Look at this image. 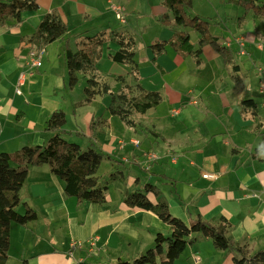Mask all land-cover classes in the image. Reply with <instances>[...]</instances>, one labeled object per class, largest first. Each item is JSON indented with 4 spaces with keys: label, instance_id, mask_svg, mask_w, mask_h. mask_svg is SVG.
Listing matches in <instances>:
<instances>
[{
    "label": "crops",
    "instance_id": "1",
    "mask_svg": "<svg viewBox=\"0 0 264 264\" xmlns=\"http://www.w3.org/2000/svg\"><path fill=\"white\" fill-rule=\"evenodd\" d=\"M37 1L38 9L24 11L20 21L9 20L0 26V151L44 145L53 134L46 129V122L61 109L66 113L65 137L82 148L93 146L107 155L97 173L107 187L106 199L102 203L79 200L66 192L63 180L48 164L32 167L20 190L17 210L24 214L30 207L37 218L25 225L11 223L6 264L132 261L154 245L158 233L168 236L172 232L153 211L125 203L126 192H145L147 184L159 189L170 212L186 224L199 215L212 224L227 221L234 245L245 246L249 255L264 250V106L260 91L264 80V17L235 0H208L212 11L202 14L204 17L196 15L206 19L218 43L229 48L236 73L209 43L202 47L200 63L194 55L182 54L171 46L155 54L152 44L169 40L174 34L172 26L160 21L168 12L165 0H117L127 14L125 23L115 18L108 0ZM233 3L238 8H229ZM50 12L64 19L68 32L39 47L31 37ZM169 16L172 20L171 13ZM102 31L135 40L138 73L132 76L131 64L113 60L120 45L118 37L111 34L97 61L100 81L109 83L111 90L112 81H116L119 91L139 83L144 90H156L162 96L156 107L144 114L134 113L135 127L121 119L126 132L133 130L131 143L140 141L139 145L132 143L128 154H122L126 144L122 147L120 142L124 138L118 139L112 127L116 115L109 111L111 96L98 94L86 101L81 87L69 85L66 48L76 51L85 33ZM190 34L197 49L199 39L194 42ZM34 49L42 50L40 67L30 64L29 53ZM144 70L153 76V83L146 81ZM201 74L205 75L204 83ZM81 75L87 81V76ZM119 76L125 77V83ZM193 78L194 85L193 81L187 84ZM196 87L201 88L199 95ZM190 90L196 103L186 101ZM205 90L219 95L214 108ZM244 99L254 103L243 105ZM165 102L180 105L173 110L174 116L186 109L184 119L171 121L157 111L149 116ZM188 106L198 111L188 110ZM147 151L158 153L159 158L147 161ZM104 161L110 163V175L115 173V178L101 173ZM147 197L157 201L153 192ZM93 236L98 237L97 254L87 250V241ZM196 239L197 247L189 244L172 264H192L194 256L204 264L201 244L208 249L207 260L211 259L207 264H235V251L217 248L212 238L202 233H196ZM73 241L82 242V247L70 256ZM165 260L161 254L157 264Z\"/></svg>",
    "mask_w": 264,
    "mask_h": 264
},
{
    "label": "trees",
    "instance_id": "2",
    "mask_svg": "<svg viewBox=\"0 0 264 264\" xmlns=\"http://www.w3.org/2000/svg\"><path fill=\"white\" fill-rule=\"evenodd\" d=\"M193 2L194 0H165L168 12L160 17V21L172 26L174 34L169 40L153 43L152 50L158 55L171 46L182 54L194 55L197 63H200L202 47L209 43L223 54L226 64L232 67V72H236L237 65L233 62L231 51L225 45L218 43V39L211 34L210 23L200 16L189 15L188 11L193 7ZM235 2L264 17V0H235ZM38 7L37 0H0V26L9 20L20 21L24 11H33ZM169 13L172 14V20ZM185 28H192L200 34L197 49L191 42L190 31ZM67 32L68 25L64 19L59 14L50 12L41 20L31 40L39 47H44L62 38ZM111 34L118 37L120 45L113 60L131 64V75L137 76L138 62L135 58V40L132 37L127 38L120 33L106 31L96 34L85 33L79 39V48L76 51L70 47H67L65 51L69 85L74 87L80 79V74L84 73L87 76L84 88L85 100L90 101L98 94H109L111 96L109 111L128 125L135 127L136 121L131 115L144 114L147 110L156 107L161 103L162 96L156 90H144L139 83L134 86L126 85L124 88L129 89L127 92L124 88L120 91L111 90L109 83L100 81L96 72L97 61L101 57L102 46L110 39ZM118 78L125 83V77ZM233 78L236 80L238 76L233 75ZM131 86L140 92H133ZM248 103L253 104L254 101L252 99L241 101L243 105ZM65 123L66 113L61 109L56 110L46 122V129L53 134L44 145H25L14 152L0 151V264H6L8 258L11 223L25 225L37 218L36 212L30 207L24 214L17 210L21 202L20 190L32 167L48 164L51 170L63 180L66 192L79 200L102 203L106 199L107 187L97 176L106 155L93 146L82 148L79 143L67 139ZM115 175L112 173L110 178H115ZM148 192H153L157 196L156 202L149 200ZM124 201L129 206L153 211L171 226L172 232L168 236L158 233L154 245L132 261L119 259L114 264H157V257L163 254L165 246H167V253L163 264H172L187 246L193 243L195 240L193 235L196 233L212 238L214 245L219 249L235 251V264H264V250L249 255L245 246L234 245L228 235L230 225L227 221L218 225L212 224L199 215L188 225L182 219L175 217L170 212L168 202L156 186L147 184L145 192L140 190L126 192ZM22 264H28V262L24 261Z\"/></svg>",
    "mask_w": 264,
    "mask_h": 264
},
{
    "label": "rangeland",
    "instance_id": "3",
    "mask_svg": "<svg viewBox=\"0 0 264 264\" xmlns=\"http://www.w3.org/2000/svg\"><path fill=\"white\" fill-rule=\"evenodd\" d=\"M208 0H194V6L188 11L189 15L190 16H195V15H200L202 17H204V15L202 14H207L208 12H211L212 11V6L211 4H209V2H207ZM218 1V0H216ZM223 3H225V1H229V0H222ZM110 8V7H109ZM229 8H238L235 3L233 4H229ZM243 11V10H242ZM126 17H127V14H126ZM116 18V16H115ZM118 20V19H117ZM119 21V20H118ZM236 21V20H235ZM120 22V21H119ZM121 23V22H120ZM189 31H191L192 33V40L196 43H198V39L200 38V34L198 32H196L195 30H193L192 28H188ZM140 55V54H139ZM196 67V66H195ZM148 72V70H144L143 71V76H145L146 78V81L149 82V83H153L154 81V78L153 76H149V75H146ZM255 73L257 74V71H255ZM254 74V73H253ZM204 74H201L200 75V78L203 79V83H204V78H205V75L203 76ZM255 75V74H254ZM80 81L81 82H78L77 83V86L76 87H81V90L82 92L84 91L83 89L85 88L86 86V81L83 77V75L80 76ZM193 81V85H194V82H195V79L193 78L192 80H189L187 84H189V82ZM112 86H113V89L116 90V91H119L118 90V86H119V83L117 84L116 81H112ZM202 87L204 88V86L202 85ZM131 90L135 93H139L140 90H137V89H132ZM137 90V91H136ZM201 88L200 87H196L195 91L197 93V95H199V93L201 92L200 91ZM132 92V93H133ZM205 94L207 96V98L210 100L211 102V106L214 108L215 105H217V103L219 102V95L217 93H215L214 91H209V90H205ZM134 93V94H135ZM210 96V97H209ZM180 105L179 104H173V105H169L167 102L161 104L157 110H152L150 111L149 113V116H154L156 114V111L158 113H162L164 112L165 116L167 119H170L171 121H180L182 119H184L185 117V114H186V109H182L181 113L178 114V115H173V110L175 108H179ZM188 110L192 109V110H197V108L195 107H192V106H188L187 108ZM136 114V113H135ZM135 114L131 115V117L134 119L135 118ZM112 127L113 129L116 131L115 132V136L118 137V139L120 138H124V141H125V149L123 150L122 154H128L129 153V149L132 146V143H131V139H132V136H133V130H130L129 129V132H126V126L123 125V122L121 120L120 117L118 116H115L113 121H112ZM124 129V131L121 129ZM174 133V132H173ZM180 135V134H178ZM149 141H147V145H149ZM116 147V146H115ZM123 149V148H122ZM105 154V153H104ZM106 155V154H105ZM107 157V155L105 156ZM101 173H103V175L105 176H108L110 175V170H111V167H110V163L107 162V161H104L102 166H101ZM166 188H170L169 185H167ZM195 240L193 241L194 245L197 247L196 245V234H195ZM207 251L208 249L206 247H204L202 244H201V256H202V259L204 260V264H207L210 260H207L208 259V255H207ZM166 253H167V246H165L164 248V254H162V257H166ZM207 260V261H206Z\"/></svg>",
    "mask_w": 264,
    "mask_h": 264
},
{
    "label": "built area",
    "instance_id": "4",
    "mask_svg": "<svg viewBox=\"0 0 264 264\" xmlns=\"http://www.w3.org/2000/svg\"><path fill=\"white\" fill-rule=\"evenodd\" d=\"M109 3V7L110 9L113 11V13L115 14L116 18L121 22V23H125L127 20L126 17V12L123 8V5L121 3H119L117 0H108ZM241 46H242V52H245V49L243 48L244 43L240 40ZM30 56V64L34 67H40L43 63L42 61V50L39 49H34L31 50L29 53ZM260 71H263L262 69H260ZM260 91L263 94L262 96V104L264 106V80L261 82L260 84ZM17 92L20 94L21 91L20 89H17ZM188 99L186 100L187 102H192V103H196V100L194 98L193 95V91L190 90L188 93ZM178 111L175 110L174 113H177ZM132 143L134 145H139L140 141H136V140H132ZM121 146L123 147L125 142L121 140L120 142ZM144 156L147 158V161H155L159 158V154L154 152V151H147L144 153ZM97 240L98 237L97 236H93L90 239H88L87 241V250L88 253L90 254H97L98 252V247H97ZM72 249L69 252L70 256H73V252L75 249L82 247V242L79 241H73V243L71 244ZM192 264H202L201 259L198 256H194L193 259V263Z\"/></svg>",
    "mask_w": 264,
    "mask_h": 264
}]
</instances>
